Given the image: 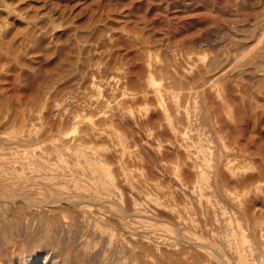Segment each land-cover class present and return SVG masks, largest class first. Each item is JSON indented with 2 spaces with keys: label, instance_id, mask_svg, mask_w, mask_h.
Instances as JSON below:
<instances>
[{
  "label": "rangeland",
  "instance_id": "obj_1",
  "mask_svg": "<svg viewBox=\"0 0 264 264\" xmlns=\"http://www.w3.org/2000/svg\"><path fill=\"white\" fill-rule=\"evenodd\" d=\"M247 11L264 0H0V136L30 137L0 143V264H264V58L238 38ZM58 135L56 162L21 161Z\"/></svg>",
  "mask_w": 264,
  "mask_h": 264
},
{
  "label": "bare ground",
  "instance_id": "obj_2",
  "mask_svg": "<svg viewBox=\"0 0 264 264\" xmlns=\"http://www.w3.org/2000/svg\"><path fill=\"white\" fill-rule=\"evenodd\" d=\"M248 12V14L249 13H251L252 11H247ZM254 12V11H253ZM258 13H260V12H258ZM258 13H257V16L254 14V13H251V14H253L254 16L253 17H255L254 19L255 20H253L252 21V24L250 25L251 27H249V30H247L246 32L244 31L243 32V34H241V35H239L240 37H238V38H240V41H243L242 42V44H243V46H245L246 48H248L249 47V45L251 46V42L252 41H255L254 39H259V41H260V43L262 42V45L260 44L256 49H254L253 48V50H250L251 51V54H252V57L251 58H253V59H256V58H258V59H261V58H264V12H262V14L260 15L259 14V16H258ZM247 14V13H246ZM245 14V15H246ZM250 15V14H249ZM248 15V16H249ZM247 16V17H248ZM250 17V16H249ZM247 19V18H246ZM249 20V19H248ZM244 21V20H243ZM241 33V32H240ZM239 41V42H240ZM242 44H241V42H240V46H241V49L243 48V46H242ZM248 46V47H247ZM244 49V48H243ZM242 49V50H243ZM225 61V60H224ZM245 66H247V67H249V68H243L244 70H248L249 72L251 71L250 70V66H251V63L250 64H247V65H245ZM244 66V67H245ZM242 69V70H243ZM248 71H247V73H248ZM244 72V71H243ZM154 89L155 88H157V87H153ZM153 88H151V89H153ZM154 89H153V93H154ZM159 89V88H158ZM158 89H157V91H158ZM162 89V88H161ZM156 91V92H157ZM155 92V93H156ZM162 94V93H161ZM163 94H165V92L163 93ZM169 93H167V95H168ZM165 96H166V94H165ZM170 96V95H169ZM168 96V97H169ZM172 100V99H171ZM170 100V103H172V105H173V102ZM175 101V100H174ZM171 105V106H172ZM173 106H175V104L173 105ZM172 106V107H173ZM177 107V106H176ZM175 108V107H174ZM182 112V111H181ZM185 113V112H184ZM188 114V113H187ZM182 116H184V118H185V121H186V124H188L189 123V120H190V118L188 119V117H190V116H187L186 115V113L183 115L182 114ZM183 118V119H184ZM74 119V118H73ZM79 119V118H78ZM86 119V118H85ZM89 119V118H88ZM84 120V119H83ZM83 120H79V122L80 121H83ZM72 122H73V120H72ZM78 121H77V123H79ZM85 123H87V121H84ZM192 122V121H191ZM190 122V123H191ZM83 123V122H82ZM75 124H76V122H75ZM87 124H89V122L87 123ZM192 125H193V123H191ZM192 125H188V127L189 126H191V127H193ZM89 126H90V124H89ZM75 129V128H74ZM22 132V131H21ZM5 133H7V132H5ZM20 133V132H19ZM18 133V134H19ZM26 133H29V132H26ZM31 133V132H30ZM182 133V132H181ZM185 133L186 132H184V133H182L181 135H182V138H186V136H185ZM8 134V133H7ZM63 134V133H62ZM191 134V133H190ZM195 135H196V133H195ZM12 136V135H11ZM11 136H9V135H1L0 136V143H2V146L3 145H5L7 148L8 147H12V146H15V147H21V144L23 143V146L22 147H24V142H25V140L27 139V137H28V140L30 139V137H29V135L28 134H25V130H24V132L21 134H19V135H17V136H15V137H11ZM192 135H190V137H191ZM59 137V138H58ZM58 137H56V138H58V142H55V141H52L53 139L52 138H50L51 140H47L46 142H44L42 145H39V143H38V147L36 148V150L34 151L33 149H32V151H33V154H35L36 156L35 157H32L30 160L28 159V157H26V155H24V158L26 159H28V160H24V158L23 157H21L23 160H21V161H23L24 163H26L27 161H29V163H30V161L32 160V161H37V162H43L45 159L49 162V160H52V159H54L55 160V162H56V159H58V156L60 155V154H58V153H55L56 152V148H57V150H58V148L60 147V146H62L63 145V143L65 144V138H66V135H58ZM196 138V137H195ZM190 139V138H189ZM28 140L26 141V142H28ZM33 140H35V138L33 139ZM198 140V139H197ZM24 141V142H23ZM36 141V140H35ZM66 142H67V140H66ZM191 143V142H190ZM196 143V142H195ZM200 143V142H199ZM31 144H33V142L31 143ZM30 144V145H31ZM202 144V143H201ZM205 144V143H204ZM27 145V144H26ZM66 145V144H65ZM192 145H193V143H192ZM200 145V144H199ZM217 145V144H216ZM220 145V144H219ZM5 146H4V148H5ZM64 146V145H63ZM196 146H197V143H196ZM202 146V145H201ZM200 146V147H201ZM205 146V145H204ZM208 146H209V144H208ZM218 146V145H217ZM216 146V147H217ZM221 147H218V149H220L221 150V148H222V145H220ZM1 147V146H0ZM22 147H21V149H22ZM66 147V146H65ZM193 147H194V145H193ZM210 147H214V146H211L210 145ZM216 147H215V149H216ZM2 148V147H1ZM0 148V150H2ZM7 148H5L4 150H2L3 152H1V155H3V154H5L4 152H5V150H6V152L8 151V149ZM26 148V147H25ZM28 148V147H27ZM31 148V147H30ZM61 149L62 148H64V147H60ZM60 148H59V150H60ZM198 148V146L196 147V149ZM53 149H55V151H53ZM81 149V148H80ZM83 149V148H82ZM195 148H193L192 150H191V152L194 150ZM195 149V150H196ZM12 150H13V148H12ZM28 150V151H27ZM26 150V152H29L31 149H27ZM45 150H52L51 152L52 153H54V154H52V156H51V158L50 157H48L49 158V160L47 159V156H45L46 154H44V152H45ZM63 150V152L62 153H64V149H62ZM61 150V151H62ZM189 149H188V151H190ZM223 150H225V149H223ZM222 150V154L221 153H219V154H215L216 152L215 151H217V150H215V151H213L214 152V154L218 157V158H216L217 159V166H216V168H215V175L216 176H218L219 175V173H221V171H222V168H223V165L224 164H226V163H228L229 161H230V159H229V157H228V153H226L225 154V152H227L226 150L225 151H223ZM15 151V150H14ZM12 152V153H15V152ZM16 151H19V150H17L16 149ZM31 151V152H32ZM49 151V152H50ZM84 151L85 150H83V153H84ZM9 152H10V150H9ZM26 152H24V153H26ZM35 152V153H34ZM87 152V151H86ZM190 152V153H191ZM194 152V151H193ZM3 153V154H2ZM11 153V152H10ZM23 154V151L21 152V151H19L18 152V154H19V156L21 155L22 156V154ZM61 153V152H60ZM90 154H91V152H89ZM197 152H195L194 154L196 155V157H198V155L196 154ZM211 153V152H210ZM224 153V154H223ZM7 154L8 153H6V156H7ZM16 155H17V153H15ZM27 154V153H26ZM49 154V153H48ZM70 154V153H69ZM193 153H191V154H189V155H192ZM208 155H209V152H208ZM14 155H11V158L13 157ZM48 156H50V155H48ZM192 156H194V155H192ZM201 156V155H200ZM203 156V155H202ZM201 156V157H202ZM207 156V155H206ZM9 158H10V156H8ZM200 157V158H201ZM208 157V156H207ZM15 158V157H14ZM210 157H208V159H209ZM17 159H18V156H17ZM13 160V158H12V161H18L19 163H21V161H19L20 160V157H19V159L18 160ZM192 159V158H191ZM202 159V158H201ZM200 159V160H201ZM4 160H7V161H9L10 162V160L7 158V157H1L0 156V161H4ZM53 160V161H54ZM73 160H75V159H73ZM81 160H83V158L81 159ZM80 160V161H81ZM193 160H195V157H194V159ZM197 160V159H196ZM199 160V161H200ZM31 161V163H33ZM199 161H198V164H199ZM202 161V160H201ZM58 162V161H57ZM83 162V161H82ZM194 162V161H193ZM196 162V161H195ZM7 163V162H6ZM28 163V162H27ZM28 163V164H29ZM30 163V164H31ZM35 163V162H34ZM51 163V162H50ZM197 163V162H196ZM40 164V163H39ZM43 164V163H42ZM44 164H45V162H44ZM53 164V163H52ZM58 164H59V162H58ZM61 164V163H60ZM84 164V163H83ZM36 165H38V163L36 164ZM35 165V166H36ZM45 165H47V164H45ZM196 165V167H197V164H195ZM40 166H41V164H40ZM48 166V165H47ZM14 167V166H13ZM42 167V166H41ZM46 167V166H45ZM61 167V166H60ZM87 167V166H86ZM200 167H203V166H200ZM18 168V167H17ZM57 168V167H56ZM55 168V169H56ZM198 170V169H197ZM204 170V169H203ZM198 172V171H197ZM208 172V171H207ZM201 173H202V171H201ZM42 174V173H41ZM44 174V173H43ZM45 175V174H44ZM49 175V174H48ZM96 177H98L97 175H96ZM97 179V178H96ZM20 184V183H19ZM106 185V182L105 181H99V184H98V187H99V191L103 194H105V195H108L109 196V193L110 192H114V189H112V188H106V187H104ZM92 187V186H91ZM56 190H58V188H56ZM60 190V189H59ZM1 191V190H0ZM3 192V191H2ZM10 192V191H9ZM6 193V192H5ZM19 193V192H18ZM50 193V192H49ZM13 194V193H12ZM15 194V193H14ZM54 194V193H53ZM117 194V193H116ZM10 195V194H9ZM82 195V194H81ZM113 195V194H112ZM21 196V195H20ZM85 196V195H84ZM10 197V196H9ZM23 197V196H22ZM114 197V196H113ZM112 197V198H113ZM227 197V196H226ZM235 197V196H234ZM16 198V197H15ZM25 198V197H24ZM39 198V197H38ZM57 198V197H56ZM230 199H229V201L231 200L232 201V199H233V197H229ZM236 198V197H235ZM5 199V198H4ZM3 199V200H4ZM10 199V198H9ZM19 199H21V198H19ZM101 199H102V197H101ZM109 199H111V198H104L103 197V199L101 200V201H109ZM227 199V201H228V197L226 198ZM7 200V199H6ZM22 200V199H21ZM24 200V199H23ZM47 200V199H46ZM62 200V199H61ZM93 200V199H92ZM1 201V200H0ZM237 201V200H236ZM47 202V201H46ZM49 202V201H48ZM67 202V201H66ZM72 202V201H71ZM100 202V201H99ZM112 202V201H111ZM233 202V201H232ZM34 203V202H33ZM98 203V202H97ZM231 203V202H230ZM103 204V203H102ZM233 205H237V204H234L233 203ZM38 207V206H37ZM109 209V208H108ZM111 210V209H110ZM31 211V210H30ZM80 211L83 213V212H85V213H87L88 211L90 212V209H88V208H81L80 209ZM107 211V210H106ZM37 212V211H36ZM108 212V211H107ZM221 212V211H220ZM222 213V212H221ZM139 214V213H138ZM30 215V214H29ZM140 215V214H139ZM139 215L138 216H136V217H139ZM221 216L223 215V213L222 214H220ZM33 216V215H32ZM38 216V215H37ZM36 216V217H37ZM226 216V215H225ZM133 217V216H132ZM135 217V216H134ZM224 217V216H223ZM141 218V217H140ZM225 218V217H224ZM227 218V217H226ZM220 219H222V218H220ZM132 220V219H131ZM223 220H225V219H223ZM223 220H222V222H223ZM227 221V220H226ZM226 221H224V222H226ZM135 222V221H134ZM138 222V221H137ZM221 222V221H220ZM222 222H221V224H222ZM228 222V221H227ZM65 223V222H64ZM180 224H182V222H179L178 223V225H180ZM229 224V223H228ZM93 225V224H92ZM177 225V226H178ZM183 225V224H182ZM224 227H225V229H226V227H227V224L225 225L224 224ZM234 227H235V224H234ZM124 228V227H123ZM184 228V227H183ZM91 229V228H90ZM228 229V228H227ZM230 230H231V228H229ZM228 229V230H229ZM236 229V228H235ZM237 230V229H236ZM127 231V230H126ZM95 232V231H94ZM94 232H92V234H94V236H96V234L99 236V234L98 233H94ZM99 232V231H98ZM129 232V231H128ZM127 232V233H128ZM239 233H240V230L238 231ZM89 233V232H88ZM90 233H91V231H90ZM132 233V232H131ZM150 233V232H149ZM181 233V232H180ZM139 235V234H138ZM97 236V237H98ZM104 236V235H103ZM106 236V235H105ZM141 236H144V235H142L141 234ZM165 236V235H164ZM180 236V235H179ZM187 236V235H186ZM108 237H109V235H108ZM108 237H106V238H108ZM119 237V236H118ZM168 238H169V236H167ZM190 237V236H189ZM238 237V236H237ZM98 238H100V237H98ZM103 238V237H102ZM106 238H103V241H104V243L106 242H108V239H106ZM149 238V237H148ZM193 238V237H192ZM191 238V239H192ZM117 239H119V238H117ZM237 239V238H236ZM226 240V239H225ZM238 240V239H237ZM156 241V240H155ZM193 243H196L195 241H197V240H194L193 239ZM102 242V241H101ZM121 242V241H120ZM123 242V241H122ZM171 242V241H170ZM201 242V241H200ZM199 241H198V243H200ZM221 242V241H220ZM105 243V244H106ZM143 243H145V242H143ZM173 243V242H172ZM191 243V242H190ZM222 243H223V241H222ZM142 244V243H141ZM170 244V243H169ZM192 244V243H191ZM225 244H226V241H225ZM104 245V244H103ZM124 245V244H123ZM151 245V244H150ZM203 245H205L204 243H203ZM248 246V245H247ZM246 246V247H247ZM153 247V246H152ZM210 248V247H209ZM69 249V248H68ZM110 249V248H109ZM113 249H114V247H113ZM126 251H127V253L129 254H131V253H133V251L134 250H132L130 247H127L126 246V249H125ZM212 250V249H211ZM107 251V250H106ZM123 251V250H122ZM213 251V250H212ZM110 252V251H109ZM218 252V251H217ZM120 254V253H119ZM232 254V253H231ZM224 255V254H223ZM128 256V255H127ZM219 256H221V255H219ZM232 256H234V257H232L231 259H233L234 258V260H233V262L235 263V264H244L243 263V261H242V255L241 254H232ZM260 256V255H259ZM79 257V256H78ZM132 257V256H131ZM225 257V256H224ZM258 257V256H257ZM235 258H236V260L237 261H235ZM70 260V259H69ZM245 261V260H244ZM250 263V262H249ZM78 264V263H77ZM123 264V263H122ZM220 264H228V262H227V260L226 259H224V258H222L221 259V262H220Z\"/></svg>",
  "mask_w": 264,
  "mask_h": 264
}]
</instances>
